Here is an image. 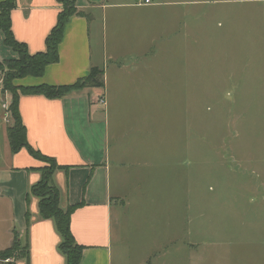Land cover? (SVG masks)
<instances>
[{
    "label": "crops",
    "instance_id": "obj_1",
    "mask_svg": "<svg viewBox=\"0 0 264 264\" xmlns=\"http://www.w3.org/2000/svg\"><path fill=\"white\" fill-rule=\"evenodd\" d=\"M74 1L83 14L67 22L59 60L42 76L15 83L70 84L92 66L104 69L103 87L63 98L22 94L19 100L30 145L60 165L53 179L61 206L80 204L71 229L84 245L81 264H240L235 255L244 257L246 243L239 229L225 234L223 222L207 229L198 225L205 220L198 219L194 204L191 142L181 153L177 131L165 142L169 131L160 125L165 101L176 98L165 92L172 91L182 70L191 77L196 0ZM16 2L14 36L32 54L45 51L62 5L57 0ZM18 57L0 28V63ZM10 102L11 94L0 88L1 105L7 109ZM43 165L26 148L0 162V253L11 246L14 231L29 248V260L12 258L11 264H66L54 220L40 217L38 197L27 200ZM254 172L252 264H264V175ZM7 212L13 227L1 225L8 221Z\"/></svg>",
    "mask_w": 264,
    "mask_h": 264
},
{
    "label": "rangeland",
    "instance_id": "obj_2",
    "mask_svg": "<svg viewBox=\"0 0 264 264\" xmlns=\"http://www.w3.org/2000/svg\"><path fill=\"white\" fill-rule=\"evenodd\" d=\"M193 8L197 19L191 28L196 39L191 77L182 70L172 91L165 92L176 98L164 103L160 125L169 132L163 140L168 142L177 131L181 153L191 142L196 156L190 170L196 176L194 204L198 219L205 220L198 225L207 229L206 225L223 222L229 229L225 234L232 227L239 229L245 254H236L235 263L252 264L254 170L264 175V0H196ZM10 69L0 65L2 89ZM12 124L8 107L0 103V162L12 153L7 136ZM5 216L8 221L1 225H12L8 212ZM21 243L8 258L0 253V262L17 259Z\"/></svg>",
    "mask_w": 264,
    "mask_h": 264
},
{
    "label": "trees",
    "instance_id": "obj_3",
    "mask_svg": "<svg viewBox=\"0 0 264 264\" xmlns=\"http://www.w3.org/2000/svg\"><path fill=\"white\" fill-rule=\"evenodd\" d=\"M57 1L62 5V10L58 15L57 23L46 38V50L34 54L29 52L24 42L16 39L12 31L11 11L17 5L16 0L1 1L0 28L4 31L5 43L11 46L19 57L17 59H7L0 65L5 63L8 66L10 65L11 68L5 75L3 83V90L11 94L8 111L11 113L13 124L7 128L11 150L16 153L22 148H26L32 156L44 162V165L38 168L41 172V178L31 186L27 200L31 195L38 197L40 217L54 220L62 238L59 249L66 257V264H81L84 245L76 241L71 229L72 214L80 204H69L65 208L61 206L60 190L53 179V175L60 165L54 157L46 155L30 145L27 138V128L20 113L19 100L22 94H41L49 98H63L87 87H103L105 85L104 69L92 66L88 75L80 77L70 84L20 85L15 83L17 78L42 76L47 65L59 60V45L63 39L67 22L73 16L83 14L77 9L74 0ZM26 219L29 222V212L26 214ZM21 244L19 234L14 231L12 244L2 252L3 256L10 257L14 249L18 250ZM22 248L18 258L24 257L29 260L27 244H24Z\"/></svg>",
    "mask_w": 264,
    "mask_h": 264
},
{
    "label": "built area",
    "instance_id": "obj_4",
    "mask_svg": "<svg viewBox=\"0 0 264 264\" xmlns=\"http://www.w3.org/2000/svg\"><path fill=\"white\" fill-rule=\"evenodd\" d=\"M136 1L139 4H151L153 2V0H136ZM0 87H1V85H0ZM101 101L104 102L103 99Z\"/></svg>",
    "mask_w": 264,
    "mask_h": 264
}]
</instances>
